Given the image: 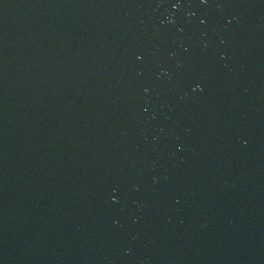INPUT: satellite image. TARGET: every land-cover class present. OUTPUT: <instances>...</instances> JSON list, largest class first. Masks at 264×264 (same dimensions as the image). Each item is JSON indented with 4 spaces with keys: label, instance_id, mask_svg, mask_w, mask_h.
Masks as SVG:
<instances>
[{
    "label": "water",
    "instance_id": "1",
    "mask_svg": "<svg viewBox=\"0 0 264 264\" xmlns=\"http://www.w3.org/2000/svg\"><path fill=\"white\" fill-rule=\"evenodd\" d=\"M0 264H264V0H0Z\"/></svg>",
    "mask_w": 264,
    "mask_h": 264
}]
</instances>
